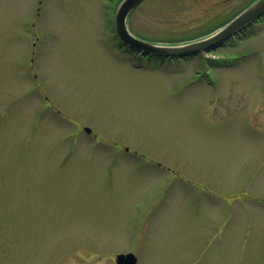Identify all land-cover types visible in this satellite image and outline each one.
Masks as SVG:
<instances>
[{"label":"rangeland","instance_id":"374dc122","mask_svg":"<svg viewBox=\"0 0 264 264\" xmlns=\"http://www.w3.org/2000/svg\"><path fill=\"white\" fill-rule=\"evenodd\" d=\"M253 2L145 0L126 26L182 46ZM120 3L0 0V264H264V16L157 60L117 46Z\"/></svg>","mask_w":264,"mask_h":264},{"label":"water","instance_id":"95a60500","mask_svg":"<svg viewBox=\"0 0 264 264\" xmlns=\"http://www.w3.org/2000/svg\"><path fill=\"white\" fill-rule=\"evenodd\" d=\"M144 1L122 0L114 17V30L120 42L130 50L142 55L158 58L178 59L201 53H209L220 47L236 33L264 16V0H257L214 34L190 44L163 47L155 46L135 38L127 30V17ZM85 131L89 132L88 129H85ZM115 262L116 264H135L136 258L131 253L126 255L119 254L116 256Z\"/></svg>","mask_w":264,"mask_h":264},{"label":"flooded vegetation","instance_id":"af4514ba","mask_svg":"<svg viewBox=\"0 0 264 264\" xmlns=\"http://www.w3.org/2000/svg\"><path fill=\"white\" fill-rule=\"evenodd\" d=\"M117 46L120 47V46H119V42H118V40H117ZM122 51H123V49H122ZM127 51H129V50H127ZM129 52H130V51H129ZM131 53H132V52H131ZM132 54H133V53H132ZM133 56H134V54H133ZM133 56L130 55V58H131V59H134L135 56H134V57H133Z\"/></svg>","mask_w":264,"mask_h":264}]
</instances>
